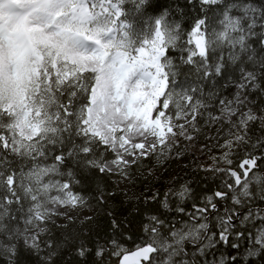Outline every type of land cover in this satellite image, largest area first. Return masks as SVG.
I'll list each match as a JSON object with an SVG mask.
<instances>
[{
    "label": "snow or ice",
    "instance_id": "obj_1",
    "mask_svg": "<svg viewBox=\"0 0 264 264\" xmlns=\"http://www.w3.org/2000/svg\"><path fill=\"white\" fill-rule=\"evenodd\" d=\"M149 9L151 0H0V257L6 264H17L21 250L55 264L53 229L59 219H71L62 209L87 205L76 186L97 176L114 177L117 187L132 181L145 160L179 157L183 142H194L208 125L229 129V165L232 149L248 143L257 122L261 136L252 147L264 148V0L259 6L172 0L159 14ZM258 159L248 153L235 168L218 169L229 182L194 205L183 223L152 215L132 248L111 239L94 254L115 257L113 264H226L210 257L221 246L239 252L243 239L244 259L230 255L231 264H261L264 210L248 205L257 196L264 201ZM15 161L23 167H13ZM230 191L232 207L221 214L218 202ZM97 194L103 202L99 185ZM162 206L169 208L167 200ZM209 216L218 218L211 227ZM76 252L83 258L89 248L81 240Z\"/></svg>",
    "mask_w": 264,
    "mask_h": 264
},
{
    "label": "trees",
    "instance_id": "obj_2",
    "mask_svg": "<svg viewBox=\"0 0 264 264\" xmlns=\"http://www.w3.org/2000/svg\"><path fill=\"white\" fill-rule=\"evenodd\" d=\"M172 0H151L152 9L149 15L159 14L166 8ZM183 4L185 0H178ZM257 6L261 0H254ZM131 7V5H129ZM156 9L158 11H153ZM191 15H196V10H191ZM188 17L187 20H190ZM187 27V21L185 22ZM259 101V97H257ZM250 139L246 144H236L232 149L229 158L233 161L229 165L224 159L228 149L224 147L226 139H229V129L227 126L208 125L200 133L196 134L194 142L184 141L182 154L177 157L173 154L162 160L153 157L143 162V167L136 169L133 173L134 179L126 182V189L116 185L115 178L97 176L76 186V190L87 198V205L80 210L89 211L87 217L81 212L69 220L58 221L59 227L53 229V236L59 243L57 254L54 257L55 264H98L103 259L104 264H113L115 257H97L94 252L98 245H103L111 239H117L126 248H132L133 242H140L144 236V225L148 218L157 215L160 219L169 224L183 223L188 219L195 209L194 205L202 206L205 198L215 191L223 189L226 182H229L225 171L218 169L235 168L239 157L251 153L258 159V168L255 169L257 175H264V148L252 144L257 137L261 136L259 122L251 125ZM9 161L13 158L9 155ZM13 167L17 169L23 167L18 161L13 162ZM90 176L89 173H85ZM101 186L105 193L103 202L97 194V186ZM188 189L182 198L179 194ZM226 190V189H225ZM110 193V195H109ZM233 192H229V198L218 202L221 214L230 207L232 201L230 197ZM153 195L155 198H153ZM167 200L169 208L165 209L162 202ZM253 212L264 210V201L258 196L248 202ZM177 207H183L185 214L175 212ZM91 217V219H88ZM218 218L209 216L208 223L211 227ZM118 224L119 227L115 225ZM238 228L249 227L251 225H240ZM256 229L251 228L254 232ZM83 241L89 248V254L83 258L76 252V246ZM239 252L226 246H221L210 260L218 262L225 260L226 264H231L230 255H237L243 260L246 251V242L240 241ZM110 250V248H109ZM258 259V258H257ZM0 264H6V258L0 257ZM17 264H40L39 257L21 250L18 255ZM264 264V262H261Z\"/></svg>",
    "mask_w": 264,
    "mask_h": 264
},
{
    "label": "rangeland",
    "instance_id": "obj_3",
    "mask_svg": "<svg viewBox=\"0 0 264 264\" xmlns=\"http://www.w3.org/2000/svg\"><path fill=\"white\" fill-rule=\"evenodd\" d=\"M121 184V187L122 188H125L126 189V182H122V183H120ZM62 211H67L68 212V215L71 217V218H73V217H75V214L76 213H78V212H81V214H82V216H84V217H87L90 213H89V211H87V210H85V209H75V210H72V209H67V210H64V209H62ZM63 220H69V219H67V218H61V219H59L58 221H63ZM256 231V230H255ZM254 231V232H255Z\"/></svg>",
    "mask_w": 264,
    "mask_h": 264
}]
</instances>
